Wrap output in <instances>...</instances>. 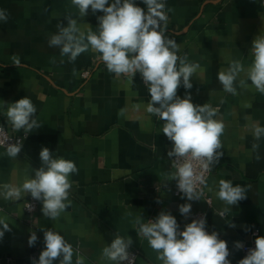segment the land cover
<instances>
[{
	"label": "crops",
	"instance_id": "crops-1",
	"mask_svg": "<svg viewBox=\"0 0 264 264\" xmlns=\"http://www.w3.org/2000/svg\"><path fill=\"white\" fill-rule=\"evenodd\" d=\"M135 3L147 10L142 0ZM164 3L166 36L178 44V56L200 66L190 78L192 88L185 89L181 83L177 95L183 99L189 93L194 105L209 104L217 110L214 118L225 126L220 137L224 154L211 167L203 190L210 205L203 198L174 197L176 181L167 179L174 172L168 157L173 142L162 132L165 122L146 111L150 94L139 73L132 80L108 72L100 54L91 48L69 62L67 56L61 58L58 48L49 47L57 25L67 26L65 15L76 18L87 33L90 28L97 30L102 12L93 14L89 9L81 17L71 0H0V10L9 17L6 23L0 21V126L11 136L24 133L8 122L7 109L25 96L34 104V118L41 124L27 134L16 158L0 149V188L20 186L34 177L44 147L54 158L70 160L78 169L69 176L71 205L55 220L44 217L41 201L33 214L24 212L23 201L30 194L18 201L0 195V219L10 229L0 238V264L38 260L47 230L59 233L72 246L73 264L77 256L83 257V264H116L102 252L117 236L131 238V246L139 252L136 264H163L135 223L137 218L147 223L161 211L176 218L180 231L190 214L205 212L210 233L217 232L227 242L231 264L243 259L236 242L255 243L258 236L264 237V137L257 141L252 135L253 125L264 127V94L247 75L254 59L252 42L264 36V0ZM13 56L20 60L18 68ZM233 61L244 69L234 82L236 94L225 92L218 80V73ZM253 143L259 145L258 153ZM257 154L261 159H256ZM221 180L244 188L246 198L226 205L217 196ZM184 203L192 205L187 217L179 212ZM226 207L223 218L219 213ZM33 232L38 239L29 246ZM253 232H257L254 238Z\"/></svg>",
	"mask_w": 264,
	"mask_h": 264
},
{
	"label": "clouds",
	"instance_id": "clouds-1",
	"mask_svg": "<svg viewBox=\"0 0 264 264\" xmlns=\"http://www.w3.org/2000/svg\"><path fill=\"white\" fill-rule=\"evenodd\" d=\"M71 2L81 17L86 16L89 9L93 14L102 12L103 15L97 17L99 26L96 31L90 28L85 33L78 26L76 18L71 14L65 15L67 26L61 23L57 25V33L48 40L49 47L58 48L61 58L67 56L69 62H74L91 48L100 54V60L108 72L132 80L137 73L140 74L150 94L146 111L165 122L162 132L173 142L168 157L173 158L176 171L167 179L177 182L178 190L188 201L200 200L203 193L197 185L205 183L203 173L210 171L224 154L220 151V137L225 126L222 121L214 118L217 110L209 104L194 105L189 93L183 99L177 95L181 83L185 89L192 88L190 78L200 66L188 63L186 56H178V44L166 36L168 16L164 0H142L146 11L137 6L135 0ZM8 18V14L0 10V21L6 23ZM251 53L254 59L247 71L248 79L264 94V36H257L253 40ZM12 60L18 68L19 58L13 56ZM60 62L63 63V59ZM243 70L239 61H233L226 71L218 73V80L225 92L236 94L234 82ZM134 107L138 110L141 105ZM35 113L34 104L25 96L8 107V122L14 130H23L27 136L41 126L34 118ZM252 135L255 140H260L264 137V127L253 125ZM22 147L19 139L14 143L7 142V156L16 158ZM252 149L258 153L259 145L253 143ZM39 156L41 167L34 170V177L20 186L2 185L0 195L5 200L18 201L30 194L34 200L42 202L44 217L55 220L71 205L68 200L71 188L69 176L78 172V169L70 160L54 158L46 147L41 149ZM256 159H261L259 154ZM217 196L228 206L237 205L246 198L244 188L233 186L231 181L226 180L219 181ZM191 209V203L179 205V212L185 217L191 213ZM227 211L226 207L221 215ZM135 223L139 225V234L148 240L149 246L157 252V258L163 264H231L227 242L220 239L217 232L206 231L204 217L193 219L182 231L179 230L176 218L166 211H161L147 223H142L140 218ZM0 225H3V230H0L2 238L4 231L10 229L2 219ZM229 226L235 227V224ZM37 239L33 232L28 240L29 246H33ZM44 244L38 260L33 259L32 264H54L57 260L59 264H73L74 250L62 235L52 230L44 231ZM131 244V238L125 240L117 236L103 249L102 255L116 264L128 262ZM235 247L241 249L243 244L236 242ZM75 264H83V257L77 256ZM238 264H264V237L258 236L255 239V248L249 249Z\"/></svg>",
	"mask_w": 264,
	"mask_h": 264
},
{
	"label": "built area",
	"instance_id": "built-area-1",
	"mask_svg": "<svg viewBox=\"0 0 264 264\" xmlns=\"http://www.w3.org/2000/svg\"><path fill=\"white\" fill-rule=\"evenodd\" d=\"M83 77L86 78V73L83 75ZM0 129H2V130H0V149L6 150L7 142L14 143L16 140L19 139L23 143V140L26 138L25 133H22L21 135H18V136H11L7 132V130H5L3 127L0 126ZM171 163H172V167H173V161L172 160H171ZM173 170H174V172L176 171L175 167H173ZM203 176H204V180L206 182L207 179H208V176H209V171L208 172H204ZM204 185H205V183L197 185L198 190H200L202 193H203V190H204ZM173 195L176 198H179V197L183 196V194L177 188V182H175V185L173 187ZM201 198H203V194H202ZM203 199L206 201V203L208 205H210V200L208 198H203ZM38 205H39V203H38L37 200H34L32 197H29V198H27L26 200L23 201L24 212L27 215H31L37 210ZM219 215L221 217H223V218L225 217V215L222 216L221 213H219ZM200 217H204L207 220L206 213L202 212V211H199V212H194V213L190 214L188 223H191V221L193 219H198ZM184 226L185 225L182 226V230L184 229ZM206 231L210 233V230L208 229L207 224H206ZM256 236H257V232H253L251 234L252 238H254ZM242 244H243V248H241V253H242L243 258H244L247 255L249 249L255 248V243L250 241V242H243ZM128 252H129V255H130L129 261L128 262L127 261L122 262V264H136V262L138 260V257H139V252L137 250H135L132 246L129 247ZM7 262H8V264H13L14 263L13 260H8Z\"/></svg>",
	"mask_w": 264,
	"mask_h": 264
}]
</instances>
